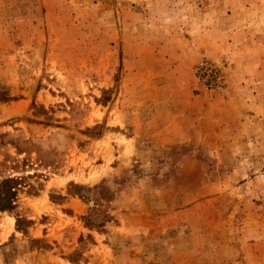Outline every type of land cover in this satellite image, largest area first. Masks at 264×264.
Returning <instances> with one entry per match:
<instances>
[{"label": "rangeland", "instance_id": "obj_1", "mask_svg": "<svg viewBox=\"0 0 264 264\" xmlns=\"http://www.w3.org/2000/svg\"><path fill=\"white\" fill-rule=\"evenodd\" d=\"M6 179L0 264H264V0H0Z\"/></svg>", "mask_w": 264, "mask_h": 264}, {"label": "trees", "instance_id": "obj_2", "mask_svg": "<svg viewBox=\"0 0 264 264\" xmlns=\"http://www.w3.org/2000/svg\"><path fill=\"white\" fill-rule=\"evenodd\" d=\"M8 183V179L0 183V211H8L10 210V208H12V203L15 197V190L13 189V187H10Z\"/></svg>", "mask_w": 264, "mask_h": 264}]
</instances>
